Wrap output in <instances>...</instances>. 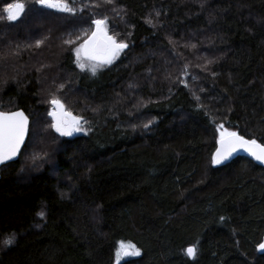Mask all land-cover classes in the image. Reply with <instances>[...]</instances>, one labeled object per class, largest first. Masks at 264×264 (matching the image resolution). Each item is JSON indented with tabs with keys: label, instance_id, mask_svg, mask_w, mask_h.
I'll list each match as a JSON object with an SVG mask.
<instances>
[{
	"label": "trees",
	"instance_id": "trees-1",
	"mask_svg": "<svg viewBox=\"0 0 264 264\" xmlns=\"http://www.w3.org/2000/svg\"><path fill=\"white\" fill-rule=\"evenodd\" d=\"M67 3L0 0V109L30 117L0 168V264H117L121 242L140 255L119 264H264V164L213 163L221 124L264 143V0ZM96 18L128 47L93 75L74 47ZM61 85L90 133L51 127Z\"/></svg>",
	"mask_w": 264,
	"mask_h": 264
},
{
	"label": "snow or ice",
	"instance_id": "snow-or-ice-1",
	"mask_svg": "<svg viewBox=\"0 0 264 264\" xmlns=\"http://www.w3.org/2000/svg\"><path fill=\"white\" fill-rule=\"evenodd\" d=\"M38 3L59 11L74 13L75 9L70 7L67 0H37ZM110 2V0H108ZM22 2L11 3L6 6L5 13L9 21H15L24 11ZM159 15V13H157ZM95 30L75 49L76 63L81 70H88L94 75L97 68L104 64H111L121 51L128 47L127 43L117 41L115 37L108 34L107 19H96L92 22ZM41 42H37V46ZM71 43V41H66ZM61 88L63 85L60 86ZM199 99V97H197ZM52 110L51 127L61 136H71L74 132L82 131L81 118L74 116L65 108L64 103L55 97L50 101ZM28 117L23 111L5 112L0 111V165L13 160L19 153L21 145L28 134ZM86 123V121H85ZM219 147L213 157V163L219 164L228 159L238 150L247 151L256 160L264 162V143H258L256 139H246L236 131H229L223 124L219 126ZM43 216V212L39 213ZM11 240L6 241L11 244ZM258 250L264 251V243L258 245ZM189 257L195 258L196 247L190 246L186 250ZM140 255V250L130 242H121L116 252L117 258L121 255Z\"/></svg>",
	"mask_w": 264,
	"mask_h": 264
},
{
	"label": "rangeland",
	"instance_id": "rangeland-1",
	"mask_svg": "<svg viewBox=\"0 0 264 264\" xmlns=\"http://www.w3.org/2000/svg\"><path fill=\"white\" fill-rule=\"evenodd\" d=\"M96 19H104V18H96ZM96 19H94V20H96ZM107 19V18H106ZM93 20V21H94ZM110 22H109V20L107 19V30H108V34L109 35H111V36H113V37H115V35H113L112 33H111V31H110ZM95 30V26H94V24H93V27H92V29L83 37V39L81 40V41H79V43L74 47V56H75V64H76V66L81 70V68L77 65V63H76V60H77V57H76V54H75V49L77 48V47H79V45L81 44V43H83L84 42V40L85 39H87V37L88 36H90L91 35V33H92V31H94ZM116 38V37H115ZM116 40H117V38H116ZM117 41H119V40H117ZM126 49V48H125ZM124 49V50H125ZM123 50V51H124ZM123 51H121L120 53H119V55L112 61V62H114L116 59H118L119 58V56L122 54V52ZM108 65H110V64H104V65H101L100 67H98L97 68V71H96V73L99 71V70H102L103 68H105V67H107ZM83 72H87V73H91V71H88V70H82ZM92 74V73H91ZM54 94H57V95H53V97H55V98H57V99H60L63 103H64V105H65V108L68 110V111H70L71 113H73V114H75L76 116H78V117H80L81 118V121H80V124H81V127H82V131H79V132H74L71 136H65V137H74V136H77V135H82V134H88V133H90V131L92 130V127L90 126V124L87 122V120L85 119V117H83V116H81L80 115V113H77L72 107H71V97H70V93H69V91H68V88H59V91H55V93ZM50 96V95H49ZM53 97H51V98H49L48 100L50 101ZM51 108H52V105L50 104V102H49V111L51 110ZM85 121H86V123H85ZM227 129V128H226ZM220 130V129H219ZM230 131V130H229ZM220 132V131H219ZM220 134V133H219ZM125 244H127V243H129V242H124ZM132 244V243H131ZM120 248V247H119ZM130 256H135V255H129L128 257H130ZM126 257H124L123 256V254L118 258V260H117V264H119L123 259H125Z\"/></svg>",
	"mask_w": 264,
	"mask_h": 264
},
{
	"label": "water",
	"instance_id": "water-1",
	"mask_svg": "<svg viewBox=\"0 0 264 264\" xmlns=\"http://www.w3.org/2000/svg\"><path fill=\"white\" fill-rule=\"evenodd\" d=\"M47 8H49V7H47ZM50 9L57 10V9H55V8H50ZM57 11H59V10H57ZM20 16H21V15H19V17H20ZM16 20H17V19H16ZM16 20H15V21H16ZM51 110H52V108H51ZM51 110H50V111H51ZM0 111H5V110L0 109ZM14 111H23L24 114L28 117V121H29V123H28V134H27L26 137H25V141H24V143L21 145V148H20V151H19L18 155H17L13 160H11V161H7V162H5L4 164L9 163V162H12V161H16V160L19 159L20 154H21V151H22L24 145H25L26 142H27V139H28V137H29V132H30V117H29V115L26 113V111H25L24 109H22V108H18V109H14V110L5 111V112H14ZM72 114H73V113H72ZM73 115L76 116L75 114H73ZM77 117H78V116H77ZM240 135H241V134H240ZM245 138H246V137H245ZM246 139H249V138H246ZM218 141H219V140H218ZM257 142H258V143H261V142H259V141H257ZM218 147H219V144L217 143L216 150H217ZM216 150H215V153H216ZM214 156H215V154H214ZM238 156H245V157H248V158L252 159V160L255 161L256 163L264 164V162H261V161L256 160V159H255L253 156H251L247 151H244V150H238V151H236L235 153H233L228 159L223 160L222 163H219V165H225V164L231 162L234 158H236V157H238ZM4 164L0 165V168H1V166H3ZM0 178H1V174H0ZM262 243H264V239H263ZM259 251H260V250H259ZM260 252H261V253H264V251H260ZM123 256H124V257H128L129 255H123ZM191 258H192V257H191Z\"/></svg>",
	"mask_w": 264,
	"mask_h": 264
}]
</instances>
